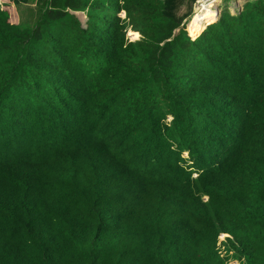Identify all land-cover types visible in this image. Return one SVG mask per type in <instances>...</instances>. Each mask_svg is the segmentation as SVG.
<instances>
[{
	"label": "trees",
	"instance_id": "obj_1",
	"mask_svg": "<svg viewBox=\"0 0 264 264\" xmlns=\"http://www.w3.org/2000/svg\"><path fill=\"white\" fill-rule=\"evenodd\" d=\"M181 2L0 0V264H264V0Z\"/></svg>",
	"mask_w": 264,
	"mask_h": 264
},
{
	"label": "rangeland",
	"instance_id": "obj_2",
	"mask_svg": "<svg viewBox=\"0 0 264 264\" xmlns=\"http://www.w3.org/2000/svg\"><path fill=\"white\" fill-rule=\"evenodd\" d=\"M245 1L246 0H217V1L214 2V7H215V9L216 8L220 9L224 4H226L228 9L233 13L235 11V9H237V8L239 9L241 7V5ZM34 8H36L34 3H27V4L18 5L17 10L14 7L13 14L16 16L15 19H17V17L18 18L21 17L23 23L31 24V22L36 17V16H34V13H33ZM198 8L199 7H198L197 0H182L180 5L178 6L177 12H178L179 15L183 16L184 21L189 19L187 21V23H189L191 21L193 15L197 12ZM75 14L81 20L82 24L84 25L85 24V20H86V15L84 13H82V12H75ZM119 15L121 17H124V13H122V12H120ZM12 19H14V18H12ZM201 27H199L198 29H195V30H199ZM195 28H197V27H195ZM190 29L193 32L191 26H190ZM203 29H204V27H203ZM187 30H188V24H187ZM200 32H198L197 34H199ZM196 36H198V35H196ZM127 38L130 41H134V40H137L139 38V34L136 37H133L131 35V30H128L127 31ZM184 156H186L185 153H184ZM227 237H228L227 234L224 235V236H221V235L219 236V241H220L219 252L221 253V255H224L225 252H226L225 251L226 250L225 239ZM229 254H231V251H229ZM230 256L227 259L226 264H232V262L236 260V259H234L233 257H230ZM236 261L238 262V264H244L241 261H238V260H236Z\"/></svg>",
	"mask_w": 264,
	"mask_h": 264
},
{
	"label": "bare ground",
	"instance_id": "obj_3",
	"mask_svg": "<svg viewBox=\"0 0 264 264\" xmlns=\"http://www.w3.org/2000/svg\"><path fill=\"white\" fill-rule=\"evenodd\" d=\"M215 1L217 0H198L199 8L197 9L195 18L191 21V24L194 27H198L208 22L211 23L216 20L218 14L214 7Z\"/></svg>",
	"mask_w": 264,
	"mask_h": 264
},
{
	"label": "water",
	"instance_id": "obj_4",
	"mask_svg": "<svg viewBox=\"0 0 264 264\" xmlns=\"http://www.w3.org/2000/svg\"><path fill=\"white\" fill-rule=\"evenodd\" d=\"M216 11H217V14L219 13V9L218 8H216ZM123 13H124V11H122Z\"/></svg>",
	"mask_w": 264,
	"mask_h": 264
},
{
	"label": "built area",
	"instance_id": "obj_5",
	"mask_svg": "<svg viewBox=\"0 0 264 264\" xmlns=\"http://www.w3.org/2000/svg\"><path fill=\"white\" fill-rule=\"evenodd\" d=\"M219 244H220V241L218 240V246H219Z\"/></svg>",
	"mask_w": 264,
	"mask_h": 264
}]
</instances>
